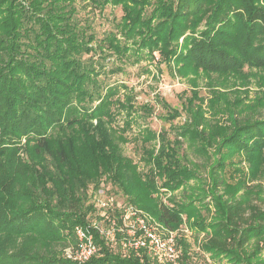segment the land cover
<instances>
[{"label": "trees", "instance_id": "1", "mask_svg": "<svg viewBox=\"0 0 264 264\" xmlns=\"http://www.w3.org/2000/svg\"><path fill=\"white\" fill-rule=\"evenodd\" d=\"M80 5L122 16L98 38ZM143 60L190 96L180 111L155 95L164 119H185L173 139L139 128L135 163L123 146L155 107L108 78ZM104 182L176 233L175 263L93 227L122 226L95 204ZM78 227L98 248L88 264H192L194 246L212 264H264V0H0V264H79Z\"/></svg>", "mask_w": 264, "mask_h": 264}, {"label": "rangeland", "instance_id": "2", "mask_svg": "<svg viewBox=\"0 0 264 264\" xmlns=\"http://www.w3.org/2000/svg\"><path fill=\"white\" fill-rule=\"evenodd\" d=\"M79 8L82 16H90L91 19L93 20V26L95 28V32L98 38H102L106 31L113 28L114 18L119 20L122 16V10L120 7L115 8L109 6L105 10L104 16H99V14L97 12L95 13L94 11H92L90 7L80 5ZM146 68L149 69L152 73L147 72ZM161 69H162V73L157 78L154 77V75H157V68L155 63H152L149 60H143L140 63H134V64H132L131 62H127L124 65V72L110 75L108 78V82L110 84H115V85L125 84L128 87L132 88L134 90L133 93L135 95L134 103L137 106L143 104H150V105H154L155 107V114L153 117L148 119L138 118V124H134L133 131L128 133L131 139L130 142L123 146L124 154L127 157L133 159L135 163H141L140 161L141 151L139 149V144L135 139H133L135 135L134 133L137 132L139 128L148 126L152 130L157 132H161L162 130H164L168 133L169 138L173 139L174 137L173 127L176 125H180L185 119V115L183 113L182 117L177 118L173 122H168L166 119L163 118L164 115L166 114V111L160 105H157L154 102L155 95H159L164 100H166L172 106V108L179 109L180 111H182L183 101L187 96H190V87L185 80H181L180 78L175 77L172 74L171 70L166 65H162ZM200 92H201L200 95L203 97H206L208 95L207 90L204 87L200 88ZM118 121L120 125L123 124L122 116L118 118ZM189 154L192 160L197 162L202 161V158L196 156L194 153H189ZM240 160L241 158L238 156L235 157L234 159V161L236 162ZM241 166L246 167L244 163ZM232 171L233 169L228 167L227 175ZM178 195L180 196L181 194L178 193ZM107 198L114 199L115 203L118 206L119 205H121L122 207L130 206L127 204V201L125 200L123 195L116 188H114L110 184H105L104 182L101 184V188H99L98 193L94 192L93 199L95 201L97 208L100 207L99 200L103 201ZM164 201L167 200L164 198ZM137 210L142 215L147 217L151 222L160 226L159 223L155 221L149 214L145 213L140 209ZM100 211H102V209ZM98 220L103 225H105L104 222H102L100 219ZM178 232L181 234L183 238H188L189 242L193 243L192 232L189 229L188 225L184 224L183 226H181ZM113 244H114L113 249H117L118 248L117 243H113ZM193 248H194L193 249L194 256H193L192 264H212V261L209 259L208 256L202 254L196 255L195 252H198V250L197 248H195V246ZM215 264H220V263H215Z\"/></svg>", "mask_w": 264, "mask_h": 264}, {"label": "built area", "instance_id": "3", "mask_svg": "<svg viewBox=\"0 0 264 264\" xmlns=\"http://www.w3.org/2000/svg\"><path fill=\"white\" fill-rule=\"evenodd\" d=\"M100 208L120 209L122 211V226L120 228L112 223L110 229H103L101 224H92L94 228L100 229L101 233L107 237H113L116 232H124L125 245L133 250L147 249L152 255L157 256L162 261L175 263L178 257L176 247V233H164L162 229L142 215L133 206L122 207L117 205L112 198L103 201L99 200ZM78 245L67 250V256L79 264H88L98 253V248L94 243L90 229L78 227L76 229Z\"/></svg>", "mask_w": 264, "mask_h": 264}]
</instances>
